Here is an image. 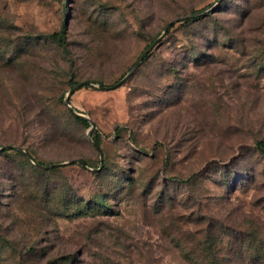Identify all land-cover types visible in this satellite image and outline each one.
Returning <instances> with one entry per match:
<instances>
[{
  "label": "rangeland",
  "instance_id": "374dc122",
  "mask_svg": "<svg viewBox=\"0 0 264 264\" xmlns=\"http://www.w3.org/2000/svg\"><path fill=\"white\" fill-rule=\"evenodd\" d=\"M217 1L0 0V147L92 165L37 175L0 154V264H188L166 217L211 234L224 264H264V0L173 22L99 88ZM63 23L66 48L43 38ZM70 79L89 82L69 99L101 155Z\"/></svg>",
  "mask_w": 264,
  "mask_h": 264
},
{
  "label": "trees",
  "instance_id": "16d2710c",
  "mask_svg": "<svg viewBox=\"0 0 264 264\" xmlns=\"http://www.w3.org/2000/svg\"><path fill=\"white\" fill-rule=\"evenodd\" d=\"M200 11V10H199ZM198 11H193L190 14L196 13ZM209 13L205 14H200L197 16H193L190 18H183L179 22H184L186 24H190L194 21H197L201 19L202 17L208 15ZM173 25L170 27L172 28ZM65 29H66V24L63 23L61 25L60 31L49 33L43 36V38L50 40L51 42L56 43L58 46L61 48H66L67 42H66V37H65ZM170 30V29H169ZM160 43V41L151 49V51L144 57L143 60L146 59V57L152 52V50ZM70 84L74 86V84H77L73 79H70ZM104 85V84H103ZM82 86H85V83H83ZM106 86V85H104ZM66 106V105H65ZM67 107V106H66ZM70 113V112H69ZM71 114V113H70ZM72 117L80 122L84 127L89 126V122L86 119H83L77 115L71 114ZM89 138V136H88ZM90 139V138H89ZM94 147L96 146L101 150L102 154V147H101V141L99 139L98 135H93L91 139ZM256 148L258 149L259 153L262 155L264 158V139H259L256 141ZM97 150V149H96ZM8 151H12L18 156H21L23 158L22 164L27 166V172L31 174H43L45 172L49 171H55L59 167H50V168H44L43 166H46L47 163L43 162L42 160L38 159L35 157L32 151L27 149L29 155L36 160L39 165H36L35 163H32L30 159L25 157L21 152L12 149V148H7L2 151H0V154L6 153ZM82 160V159H81ZM84 164L86 165L87 169H90V165L86 160H82ZM103 164V162H102ZM82 166V165H81ZM106 165L100 169H105ZM21 177H24V175L21 174ZM182 182H188V179H180ZM24 185H26L29 189L31 188L32 185L29 183L27 184L26 181L24 180ZM79 197L77 196V199ZM79 202L83 201V205L85 204V207L87 209H91L92 207L98 208V207H107L106 201L103 197H99V199L96 201V199H78ZM80 202V203H81ZM92 204V205H91ZM76 206H81V204H76ZM167 221V228L169 229V236L171 238V242L177 247L180 256L182 257L183 260H185L188 264H224L223 259L220 257L218 252L216 251V245L213 242V236L209 233L204 234L203 231L198 230L194 231L191 230L187 227L185 229L183 227L185 222H182L180 218L176 217H166ZM1 238V237H0Z\"/></svg>",
  "mask_w": 264,
  "mask_h": 264
},
{
  "label": "water",
  "instance_id": "95a60500",
  "mask_svg": "<svg viewBox=\"0 0 264 264\" xmlns=\"http://www.w3.org/2000/svg\"><path fill=\"white\" fill-rule=\"evenodd\" d=\"M220 2V0H218L217 2H215L214 4L196 12V13H193V14H190V15H187L185 17H182V18H178V19H175L174 21L170 22V24L165 28V30L163 31V33L157 38L155 39L150 45H148L146 47V49L143 51V53L140 55L138 61L135 63V65L130 69V71L120 80L118 81L116 84L112 85V86H104L103 84H99V88L102 89V90H109V89H114L118 86H120L123 82L126 81V79L132 74L134 73V71L136 70V68L138 67V65L143 61L144 57L151 51V49L161 40V38L163 37L164 34H166L168 32V30L170 29L171 27V24L175 21H180L182 20L183 18H190V17H193V16H197V15H200V14H203L211 9H213L216 4ZM85 83H89V82H85ZM83 85V83H77L75 84L74 86H72L65 99H64V104L68 107V109L70 111H72L75 115L83 118V119H86L90 126H89V130H88V136L89 138L91 139L92 137V133L94 131V129L96 128L95 124L93 123V121L90 119L89 116L87 115H84L78 111H76L71 105H70V95L78 88H80L81 86ZM7 148H12V149H15L19 152H21L25 157H27L28 159H30L31 161H33L36 165H39V163L34 160L30 155L29 153L23 149L22 147H18V146H15V145H4V146H1L0 147V151L4 150V149H7ZM96 149L98 151V153L101 155V150L96 146ZM74 162H78L79 164H81L82 166L86 167V165L84 164V162L82 160H70V161H67V162H64V163H53V164H50V165H46V166H43L44 168H50V167H58L60 165H63V164H72ZM102 165V163H101Z\"/></svg>",
  "mask_w": 264,
  "mask_h": 264
}]
</instances>
